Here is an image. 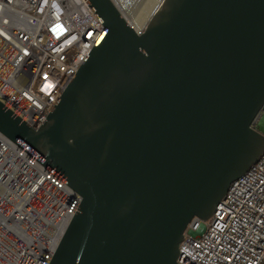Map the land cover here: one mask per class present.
Masks as SVG:
<instances>
[{"label":"water","instance_id":"water-1","mask_svg":"<svg viewBox=\"0 0 264 264\" xmlns=\"http://www.w3.org/2000/svg\"><path fill=\"white\" fill-rule=\"evenodd\" d=\"M85 2L104 30L37 129L0 102V131L79 197L48 264H178L264 150V0H162L141 33Z\"/></svg>","mask_w":264,"mask_h":264},{"label":"built area","instance_id":"built-area-1","mask_svg":"<svg viewBox=\"0 0 264 264\" xmlns=\"http://www.w3.org/2000/svg\"><path fill=\"white\" fill-rule=\"evenodd\" d=\"M110 1L136 33L162 2L134 22ZM103 30L85 0H0V102L37 129ZM78 199L0 131V264H48ZM178 250V264H264V150Z\"/></svg>","mask_w":264,"mask_h":264},{"label":"bare ground","instance_id":"bare-ground-1","mask_svg":"<svg viewBox=\"0 0 264 264\" xmlns=\"http://www.w3.org/2000/svg\"><path fill=\"white\" fill-rule=\"evenodd\" d=\"M124 14L134 22L143 19L152 8V0H116Z\"/></svg>","mask_w":264,"mask_h":264}]
</instances>
